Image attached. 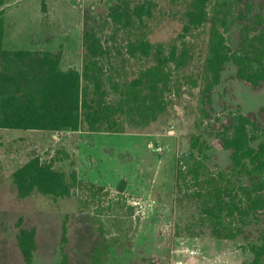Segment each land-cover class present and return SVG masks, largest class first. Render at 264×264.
Returning <instances> with one entry per match:
<instances>
[{
    "label": "rangeland",
    "instance_id": "1",
    "mask_svg": "<svg viewBox=\"0 0 264 264\" xmlns=\"http://www.w3.org/2000/svg\"><path fill=\"white\" fill-rule=\"evenodd\" d=\"M152 1L156 4L153 16L137 23L131 39H138L145 31L152 43L169 49L175 39H182L189 0ZM249 1L264 12V0ZM116 2L71 0V8L56 15L57 37L72 35L85 42L87 29L94 26L110 45L120 41L108 16ZM213 5L218 10H231L230 18L246 8L241 0H218ZM29 15L26 26L38 29L40 35H51L45 26L53 22L52 13ZM240 27L236 23L226 31L234 44ZM209 28L210 24L187 36L193 58L174 76L176 85L168 96L167 110L147 125L130 124L124 132L0 128V264H24L17 244L21 226L37 229L36 264H60L63 247L71 264L90 261L95 248L102 250L105 264H151L157 260L161 264H248L252 260L253 253L243 237L211 234L193 195L198 186L178 170L183 166L186 171L197 157L192 147L197 136L209 143L205 148L209 157L203 156L205 164L214 171L228 168L231 151L212 134V127L227 121L232 113L258 112L264 107V86L255 89L238 78L233 62L226 64L210 104H204V83L196 85L193 80L203 69ZM112 48L118 56L113 57L115 66L124 78L137 77L153 63L127 53L123 61L118 48ZM89 58L85 49L79 63L68 54L63 65L77 63L75 68L83 70ZM99 63L109 74L107 62L100 58ZM35 155L53 160L69 179L77 172L79 183L70 196L41 192L18 196L13 172ZM65 227L68 241L63 242Z\"/></svg>",
    "mask_w": 264,
    "mask_h": 264
},
{
    "label": "trees",
    "instance_id": "2",
    "mask_svg": "<svg viewBox=\"0 0 264 264\" xmlns=\"http://www.w3.org/2000/svg\"><path fill=\"white\" fill-rule=\"evenodd\" d=\"M7 1L0 0V128L124 132L130 124L147 125L167 110L168 96L173 84L176 85L174 76L193 58L187 36L208 24L207 55L201 73L193 80L196 85L199 81L204 83V104H210L212 91L220 83L228 62L236 64L238 78L255 89L264 86V12L249 0H241L246 8L232 18L231 10H218L213 5L218 0H189L182 39H175L169 49L161 43H152L145 31L138 39H131L137 23L153 16L156 4L152 0L138 3L117 0L108 16L114 34L121 36V40L112 45L118 48L123 61L127 59L126 53L153 61L133 79L122 77L114 63L113 57L118 56L112 45L94 26L86 31L90 58L83 70H64L62 49L4 47L3 6ZM236 23L241 27L238 42L234 44L226 31ZM100 58L107 62L109 74L100 65ZM206 113L209 115V111ZM212 128L221 145L231 151L230 166L217 171L209 168L203 159L209 157L205 153L209 143L197 136L192 143L197 157L186 171L180 166L179 173H185L198 186L193 195L211 234L218 238L243 237L253 253L248 264H264V107L258 112L232 113L227 121ZM13 179L20 198L34 192L70 196L79 183L76 171L69 179L53 160H42L38 155L17 168ZM125 182L122 181V189ZM64 231L63 242H66V227ZM17 244L23 263L36 264L37 229L21 226ZM63 250L60 264H71L69 254L64 247ZM82 264H105L102 250L95 248L90 261ZM151 264L161 263L157 260Z\"/></svg>",
    "mask_w": 264,
    "mask_h": 264
},
{
    "label": "crops",
    "instance_id": "3",
    "mask_svg": "<svg viewBox=\"0 0 264 264\" xmlns=\"http://www.w3.org/2000/svg\"><path fill=\"white\" fill-rule=\"evenodd\" d=\"M71 0H8L3 6V17L5 19L4 46L11 49H62L64 54L62 58V66L64 70L75 68L79 63L81 55L85 52L86 45L82 40L68 35L67 37L58 38L54 21L57 13L71 8ZM36 13V16L52 13L53 22L45 26L47 33L51 35H40L38 29L31 30L26 26L25 20L30 13ZM45 31V29H43ZM30 33L31 36H30ZM73 44L78 45L72 46ZM70 54V60L74 63L72 66H64L63 61ZM79 54V57H77ZM77 68V67H76Z\"/></svg>",
    "mask_w": 264,
    "mask_h": 264
},
{
    "label": "built area",
    "instance_id": "4",
    "mask_svg": "<svg viewBox=\"0 0 264 264\" xmlns=\"http://www.w3.org/2000/svg\"><path fill=\"white\" fill-rule=\"evenodd\" d=\"M191 253H195V251H191Z\"/></svg>",
    "mask_w": 264,
    "mask_h": 264
}]
</instances>
